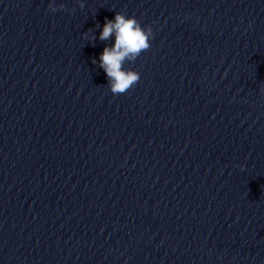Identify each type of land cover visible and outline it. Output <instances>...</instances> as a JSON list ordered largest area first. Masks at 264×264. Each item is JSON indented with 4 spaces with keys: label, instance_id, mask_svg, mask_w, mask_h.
Instances as JSON below:
<instances>
[{
    "label": "clouds",
    "instance_id": "9594fccd",
    "mask_svg": "<svg viewBox=\"0 0 264 264\" xmlns=\"http://www.w3.org/2000/svg\"><path fill=\"white\" fill-rule=\"evenodd\" d=\"M84 7L83 3L79 5ZM49 11H69L64 4L56 5L55 0L48 6ZM100 27L99 23L96 25ZM89 41H95L96 35L91 31L84 33ZM153 29L151 25L142 26L134 16H127L125 13L116 12L114 19L105 18V23L99 34V40L108 41L115 37L114 44L106 46L99 57L98 66L104 70L108 84L113 95L124 94L132 89L140 81V74L131 69H125V63H135L136 59L151 46L153 39ZM93 64H97L95 58Z\"/></svg>",
    "mask_w": 264,
    "mask_h": 264
}]
</instances>
